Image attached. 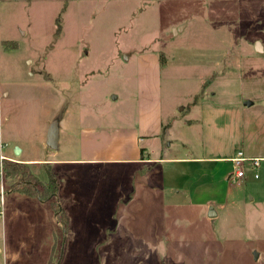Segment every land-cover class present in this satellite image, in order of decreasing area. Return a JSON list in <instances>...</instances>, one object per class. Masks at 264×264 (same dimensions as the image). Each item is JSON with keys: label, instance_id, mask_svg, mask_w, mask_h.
<instances>
[{"label": "rangeland", "instance_id": "rangeland-1", "mask_svg": "<svg viewBox=\"0 0 264 264\" xmlns=\"http://www.w3.org/2000/svg\"><path fill=\"white\" fill-rule=\"evenodd\" d=\"M238 19L210 0H0V149L44 157L60 117V187L75 191L65 230L51 201L7 188L0 158V264H264V160L258 178L231 181L225 160L216 182L192 177L179 194L151 180L155 164L69 161L82 127L136 124L154 92L161 153L202 155L208 86L242 78L264 45L262 17ZM44 166H32L43 179Z\"/></svg>", "mask_w": 264, "mask_h": 264}, {"label": "crops", "instance_id": "crops-1", "mask_svg": "<svg viewBox=\"0 0 264 264\" xmlns=\"http://www.w3.org/2000/svg\"><path fill=\"white\" fill-rule=\"evenodd\" d=\"M210 2L216 4V8L219 6L223 19L230 18L233 12L238 16V21L243 22V24L250 18L262 17L264 31V0H210ZM255 41L260 42L258 37L255 38ZM260 49L261 51L254 50L249 56L242 57L239 65L240 71L244 73L242 78L237 80V77H225L216 86L213 84L208 86L207 90L211 91L212 88L216 90L209 95V101H213L215 104L206 102V104L200 105L203 125L202 136L204 137L202 155L191 158L188 156H165L161 153L163 144L161 132L164 128V122L160 95L154 92V95L150 97L145 99L143 97L142 111L136 124L82 127L78 137L81 157L69 161L86 166L99 163H131L143 167V170L148 168L149 165L147 164H155V170H146L150 171L151 180L156 185L163 182L176 189L178 187L184 188L185 182L192 177L199 181L216 182L217 178L215 177L222 169L219 164L225 160L231 163L230 158L238 148L243 149L250 157H261L263 161L264 74L259 71L260 58L253 55L264 53L262 42H260ZM247 59L250 62H255L249 65L250 74L245 70V60ZM226 66L234 65L230 61ZM48 127L44 131L43 141L46 152L42 158L29 157L23 147L20 156L17 157L14 154L16 143L5 152V146H1L2 149L0 150L4 152L6 158H17V161L22 160L32 164V166L39 163L48 165L57 174L59 188L57 199L66 212L70 226L71 211L69 213L64 202H69L68 196L75 191L67 193L65 188L60 187L59 176L62 173L58 170V166L65 164L67 160L59 159L57 150L52 149V152H49L50 148L46 143ZM158 149H160V156L153 158L150 152ZM230 173L227 174V178ZM249 177L255 179L251 170L247 171L246 176L241 181L245 182ZM181 191V189H177L175 194H179ZM84 194L85 191L80 195L84 196ZM60 195L61 200H59ZM0 252L8 255L7 241L3 246H0Z\"/></svg>", "mask_w": 264, "mask_h": 264}, {"label": "trees", "instance_id": "trees-1", "mask_svg": "<svg viewBox=\"0 0 264 264\" xmlns=\"http://www.w3.org/2000/svg\"><path fill=\"white\" fill-rule=\"evenodd\" d=\"M44 172L46 173L43 179L41 174L34 173L32 164L30 163L22 160L12 161L7 158L2 161L1 173L4 175V183L7 185V188L25 192L42 200L51 201L55 210L56 219H58L63 229L68 230L69 219L57 199V193L59 191L57 174L48 165L44 166Z\"/></svg>", "mask_w": 264, "mask_h": 264}, {"label": "built area", "instance_id": "built-area-1", "mask_svg": "<svg viewBox=\"0 0 264 264\" xmlns=\"http://www.w3.org/2000/svg\"><path fill=\"white\" fill-rule=\"evenodd\" d=\"M0 158L3 161L6 157L0 154ZM233 171L229 174L228 178L231 181H238L243 179L248 170H251L254 178L259 177V169L261 168L262 158L258 156L250 157L243 149L238 148L235 154L230 158Z\"/></svg>", "mask_w": 264, "mask_h": 264}, {"label": "water", "instance_id": "water-1", "mask_svg": "<svg viewBox=\"0 0 264 264\" xmlns=\"http://www.w3.org/2000/svg\"><path fill=\"white\" fill-rule=\"evenodd\" d=\"M176 33L178 32V29H175ZM257 50L258 51H261L260 49V42H258L257 44ZM59 119L60 117H57V118H54L51 123H50V127L47 131V135H46V143H47V146L52 150H57L58 147H59V141H58V138H59V132H60V125H59ZM21 153V149L17 146L14 150V154L16 156H19ZM209 215L210 216H215L216 213L215 211L213 210V208L210 209L209 211ZM258 256V252L255 253V258H257Z\"/></svg>", "mask_w": 264, "mask_h": 264}]
</instances>
